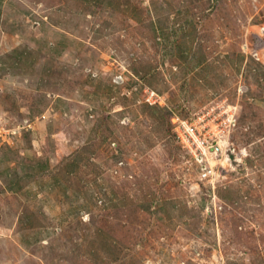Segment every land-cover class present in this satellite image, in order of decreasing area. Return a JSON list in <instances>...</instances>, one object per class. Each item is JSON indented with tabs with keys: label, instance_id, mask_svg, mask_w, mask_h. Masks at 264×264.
Instances as JSON below:
<instances>
[{
	"label": "rangeland",
	"instance_id": "obj_1",
	"mask_svg": "<svg viewBox=\"0 0 264 264\" xmlns=\"http://www.w3.org/2000/svg\"><path fill=\"white\" fill-rule=\"evenodd\" d=\"M0 264H264V0H0Z\"/></svg>",
	"mask_w": 264,
	"mask_h": 264
},
{
	"label": "built area",
	"instance_id": "obj_2",
	"mask_svg": "<svg viewBox=\"0 0 264 264\" xmlns=\"http://www.w3.org/2000/svg\"><path fill=\"white\" fill-rule=\"evenodd\" d=\"M153 96H155V92H150V94H149V98H151V97H153ZM156 96H157V94H156ZM147 102H149L150 104H151V101L147 98V100H146ZM183 124V123H182ZM188 133H193V131H192V128L190 129V130H188Z\"/></svg>",
	"mask_w": 264,
	"mask_h": 264
}]
</instances>
